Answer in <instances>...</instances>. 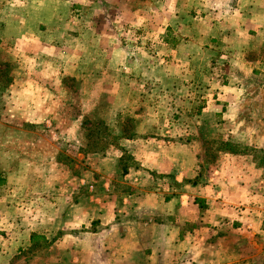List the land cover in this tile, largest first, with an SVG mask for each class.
<instances>
[{"label": "crops", "instance_id": "1", "mask_svg": "<svg viewBox=\"0 0 264 264\" xmlns=\"http://www.w3.org/2000/svg\"><path fill=\"white\" fill-rule=\"evenodd\" d=\"M240 3L227 20L232 27L227 33H261L264 0ZM14 7L20 13H0L1 27L12 22L18 28L14 38L0 34V50L10 41L14 46L8 54L1 51L0 58V69L9 62L14 65L7 87L12 122H64L55 109L68 104L54 92L70 95L76 90L83 115L99 110L107 97L111 117L104 121L109 126L128 117L134 123L146 120L132 116L138 103L128 87L132 64L128 76L121 74L116 52L102 49L114 44L112 35L89 34L83 28L74 35L71 29L77 21L65 0H17ZM123 77L127 83L120 81ZM5 121L7 116L0 119L1 124ZM156 122L150 118L148 126L140 125L131 137L117 134L120 148L106 158L90 153L88 173L74 175L51 159L26 160L25 169L33 172L25 184L30 199H19L15 207L0 193L1 241L6 236L0 260L8 252L26 260L32 237L39 236L49 246L44 259L34 256L29 264H264L263 167L253 157L230 154L209 164L205 152ZM210 122L206 132L198 133L201 139L208 136L207 128L212 130ZM60 135L74 138L77 133ZM37 137L45 139L47 134ZM123 153L132 155L139 169L121 171ZM119 182L128 190L118 192Z\"/></svg>", "mask_w": 264, "mask_h": 264}, {"label": "rangeland", "instance_id": "2", "mask_svg": "<svg viewBox=\"0 0 264 264\" xmlns=\"http://www.w3.org/2000/svg\"><path fill=\"white\" fill-rule=\"evenodd\" d=\"M16 1L0 0V13L8 16L15 11L20 13L18 7H14ZM65 1L71 4V16L77 21L71 29L74 35L83 28L85 33L115 38L110 49L108 45H103L102 49L116 52L115 66H119V73L124 75L128 68L131 71L132 64V75H129L132 86L128 87L132 88L138 102L132 108V116L134 119L138 116V120L144 116L146 120L134 123L128 117L109 126L104 121L111 117L107 97L102 99L99 110L83 115L84 109L76 105V90L70 95L64 91L54 92L55 98L68 104L55 109L66 119L64 122L35 125L12 122L15 120L11 118L14 113L10 109L12 93L7 87L12 81L14 65L5 64L4 69H0V119L7 116L9 122L0 123V176L7 182L0 193L8 196L10 206L17 207L19 199H30L25 184L33 172L25 169L26 160L51 159L68 166L74 175L82 171L88 173L90 153L108 157L114 148H120L122 138L117 134L125 130L134 135L140 125L148 126L150 118L156 119V123L162 121L169 131L175 130V134L181 136L182 142L193 143L200 152H205L209 164L222 154L235 155L221 150L224 142L232 144L239 153L255 156L260 162L264 159V30L261 33L251 30L244 36L227 33V28L232 29L227 20L240 0ZM17 29L9 22L5 29L0 26V34L11 39L17 36ZM12 46L11 41L7 43L0 50V58L2 53L11 52ZM107 63L109 65V61ZM126 77L120 81L127 83ZM69 83L74 85L73 80ZM88 94L91 93L88 91L86 97ZM226 98H230L229 102ZM210 120L212 130L207 128L208 136L201 139L198 133L206 130L204 126ZM107 127L110 137L105 132ZM67 130L77 136L61 137L60 133ZM38 133H46L47 137L41 139ZM37 150L41 154L36 155ZM119 168L127 172V169H139L128 153H123ZM9 178L13 183L8 185ZM117 184L118 192L129 188L123 182ZM37 237L31 251H26V260L8 252V257L5 255L6 259H1L0 264H29L34 256L43 258L49 242ZM4 240L0 239V244H4Z\"/></svg>", "mask_w": 264, "mask_h": 264}, {"label": "trees", "instance_id": "3", "mask_svg": "<svg viewBox=\"0 0 264 264\" xmlns=\"http://www.w3.org/2000/svg\"><path fill=\"white\" fill-rule=\"evenodd\" d=\"M110 130H109V127H107V128H105V132H107V135H108V137H110L111 136V134H109L108 132H109ZM131 137V135H129L128 133H127V131H123V137ZM115 139H117V138H115ZM101 141H103V138L101 139ZM108 143V142H107ZM111 145H113V143H111ZM221 150H224V151H226V153L228 152V153H232V154H235V155H246V154H243V153H239V150H237V149H234L233 148V146H232V144H230V143H222V148H221ZM264 153V152H263ZM255 160H256V162L261 166V167H263L264 166V159H261V162L258 160V158H256L255 156L253 157ZM6 182H7V180H6V178H4V177H1L0 176V188H2L3 186H5L6 185ZM32 238H34V243H35V241H37L38 240V237L37 236H33Z\"/></svg>", "mask_w": 264, "mask_h": 264}]
</instances>
